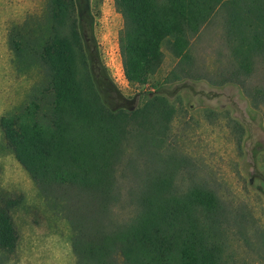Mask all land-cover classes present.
Instances as JSON below:
<instances>
[{"label":"trees","instance_id":"obj_1","mask_svg":"<svg viewBox=\"0 0 264 264\" xmlns=\"http://www.w3.org/2000/svg\"><path fill=\"white\" fill-rule=\"evenodd\" d=\"M114 1L124 18L119 45L131 85L158 71L164 44L179 59L164 80L189 77L191 39L221 14L238 56L216 83H235L255 108L264 106V89L251 90L244 77L256 61L264 66V0ZM82 2L47 0L33 23L11 27L13 61L21 72L33 66L40 78L29 99L1 117L3 148L67 219L77 264H230L231 213L179 143L173 122L180 110L160 91L134 107L109 103L118 89L89 40L92 4L85 0L86 16ZM22 202L0 197V264L16 251L13 212ZM248 215L238 210L234 218L244 223Z\"/></svg>","mask_w":264,"mask_h":264},{"label":"rangeland","instance_id":"obj_2","mask_svg":"<svg viewBox=\"0 0 264 264\" xmlns=\"http://www.w3.org/2000/svg\"><path fill=\"white\" fill-rule=\"evenodd\" d=\"M46 1L0 0V119L29 99L40 78L33 66L21 72L13 61L10 29L33 23L32 19L43 13ZM82 3V13L87 16L85 0ZM90 4L95 20L94 34L87 31L89 40L92 46L96 42L118 89L108 95L109 103L134 107L146 93L154 91L171 99L180 110L173 122L180 145L194 160L200 179L217 189L231 213L226 224L230 228V264H264V106L255 108L245 88L235 83H216L218 73L234 68L238 56L237 40L226 32L221 14L191 39L195 63L189 77L185 72L176 81L164 80L179 60L164 44V60L158 71L146 84L131 85L119 45L122 14L114 0H90ZM196 73L205 78L196 79ZM244 77L251 90L264 89L262 62L256 61ZM3 143L0 127V197H23L13 212L18 245L3 264H77L67 219L48 207L28 172ZM238 210L249 213L246 222L234 218Z\"/></svg>","mask_w":264,"mask_h":264}]
</instances>
